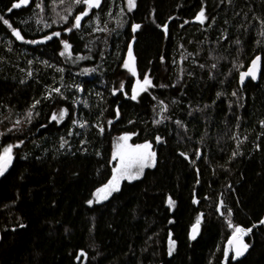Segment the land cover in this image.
Returning a JSON list of instances; mask_svg holds the SVG:
<instances>
[{"label": "trees", "instance_id": "trees-1", "mask_svg": "<svg viewBox=\"0 0 264 264\" xmlns=\"http://www.w3.org/2000/svg\"><path fill=\"white\" fill-rule=\"evenodd\" d=\"M0 17V264H264V0H0ZM128 134L154 164L90 204ZM235 234L247 254L226 258Z\"/></svg>", "mask_w": 264, "mask_h": 264}, {"label": "snow or ice", "instance_id": "snow-or-ice-1", "mask_svg": "<svg viewBox=\"0 0 264 264\" xmlns=\"http://www.w3.org/2000/svg\"><path fill=\"white\" fill-rule=\"evenodd\" d=\"M63 2H64V0H61V3H63ZM73 2L75 4H85V5L88 6V9L89 10L92 7H99V4H100V0H73ZM21 3L22 4H27L28 3V0H21ZM129 4H130V6H133L134 5V0H129ZM13 7L18 8V7H20V4H14ZM9 11H11V9ZM87 15H88V11H84V12L80 13L79 15L75 16V18H74L75 19V24L73 25V27L78 28L80 26L81 19L84 16H87ZM63 19L66 21L68 19V17L65 16V17H63ZM197 19H201V20L203 19V12H201L200 16L197 17ZM0 21H3V23H5L9 27H11V25L9 24V22L7 20H3V17H0ZM135 27L138 28L139 25H136ZM71 30H72L71 28L67 29V31H71ZM13 32H14V34L18 38L23 39V37L20 35L19 31L13 29ZM53 35L54 36H59L60 33L56 32V33H53ZM51 38H52L51 36L45 37V39H51ZM33 43H36V41H33ZM65 47L68 48L70 46L67 45V44H65ZM257 60H259V57H257ZM255 64H256V62L254 61L253 62V67H255ZM125 67H128V65L126 64ZM249 75H251L253 78H255V72H254L253 68H250L247 72L241 73V81H243L244 78L246 76H249ZM144 84H150V81L146 78L145 81H144ZM133 98H135V96H133ZM65 112H66V110H64L63 112H61L59 119H61V120L63 119V116H64ZM52 119H54V120L57 119V116L55 114H53ZM128 138H129L128 136H124L121 139H123V140L126 141ZM149 148H150V145L149 144H144V145H136L135 146V149H131L127 153V159H128V162H129L128 165H127V167H131V165L133 163L139 162L141 164V171H142L143 170V167L144 166H147L148 160L151 157H154V155H155L154 153H151V152H144V151H142V150H147ZM11 151H12V148H11V146H9L8 148H6L4 150L5 156H0V174H3V172L6 170V167H7L8 162L11 160ZM118 155H120L121 165L124 166L125 165V155L124 154H119V153H118ZM116 171L119 172L120 169L117 168ZM125 175H127V173H125ZM127 178L128 179H136L137 176L127 175ZM113 181H115L117 183V185H118V181H117V178L115 176L113 177ZM112 183L113 182H110V184H112ZM107 187L108 186H106L105 189H100L98 191L104 192L107 189ZM89 203H91V201H89ZM168 203L170 205H174V201H172L171 198H169ZM262 222H264V221H262ZM198 224H199V220L197 221V225ZM194 230H195V226H194ZM247 231H250V229L247 230ZM236 232L237 233H244L245 230L244 229H241V228H236ZM230 243H231V241H230ZM244 248L246 249L247 248V245H244ZM239 254H241V253L238 252V255Z\"/></svg>", "mask_w": 264, "mask_h": 264}, {"label": "rangeland", "instance_id": "rangeland-1", "mask_svg": "<svg viewBox=\"0 0 264 264\" xmlns=\"http://www.w3.org/2000/svg\"><path fill=\"white\" fill-rule=\"evenodd\" d=\"M199 20H201V19H199ZM128 65L132 69L133 72L136 71L135 60H134V57L132 55V49H130L129 52H128ZM144 81L138 82V89H144L146 86L149 85V84H144ZM124 136H128L130 138L129 134L128 135H121V136L115 138L114 142H113V155H114V158L117 160L116 169L119 168L120 171L118 172L115 169V172H114L112 178L109 180V182L107 184L101 186L98 190L105 189V187L108 186L107 189L104 192H100V191L97 190L95 195L91 198V200H89V201H91L90 204L99 203V202H103V201L107 200L116 191H118L120 189L123 180L128 179L127 175L137 176V178H138V177H140L142 175V173L144 172V170L147 167L152 166L154 164V157H151L148 160L147 166H144L142 171H141V164L139 162L133 163L131 165V167H127L128 163H129L128 159H127V153L131 149H135V146H132L129 143V138L126 141L121 139ZM142 151L151 152L152 153L150 148L147 149V150H142ZM118 153L125 155V165L124 166L121 165L120 155H118ZM125 173H127V175H125ZM114 176L117 178L118 185H117V183L115 181H113V177ZM129 180H132V179H129ZM110 182H113V183L110 184Z\"/></svg>", "mask_w": 264, "mask_h": 264}, {"label": "water", "instance_id": "water-1", "mask_svg": "<svg viewBox=\"0 0 264 264\" xmlns=\"http://www.w3.org/2000/svg\"><path fill=\"white\" fill-rule=\"evenodd\" d=\"M257 57H259V60H257ZM254 61L256 62L255 67H253ZM250 68H253V70L255 72V78H253L251 75H249V76H246L243 81H241V73L247 72ZM262 68H263V59H262V55L259 54L252 59L250 65L248 66L247 69L240 72V74H239L240 84L242 86H244L249 80H252L254 82H258L260 80V77H261ZM2 156H5V155H2ZM12 162H13V157L11 155V160L8 162L6 170L4 172L9 170L10 164ZM1 176H2V174H0V178H1ZM194 226H195V230H194ZM200 231H201V223H199L198 225H197V223H195L190 229L189 237L192 240H195L199 236ZM170 238H171V236H170ZM1 240H2V232L0 229V241ZM230 241H231V243H230ZM244 245H247V244H246L245 238L242 235H240V234L233 235L227 244L229 251L227 253L226 258H229L232 252L234 253V257L236 259H239V258L245 256L247 254L248 248L245 249ZM238 252L241 254L238 255Z\"/></svg>", "mask_w": 264, "mask_h": 264}, {"label": "bare ground", "instance_id": "bare-ground-1", "mask_svg": "<svg viewBox=\"0 0 264 264\" xmlns=\"http://www.w3.org/2000/svg\"><path fill=\"white\" fill-rule=\"evenodd\" d=\"M244 257V256H243Z\"/></svg>", "mask_w": 264, "mask_h": 264}]
</instances>
